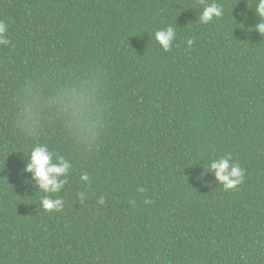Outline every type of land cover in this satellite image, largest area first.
<instances>
[{
    "label": "trees",
    "instance_id": "1",
    "mask_svg": "<svg viewBox=\"0 0 264 264\" xmlns=\"http://www.w3.org/2000/svg\"><path fill=\"white\" fill-rule=\"evenodd\" d=\"M257 3L0 0V264H264ZM37 144L72 165L60 212L24 171ZM229 153L224 190L208 165Z\"/></svg>",
    "mask_w": 264,
    "mask_h": 264
},
{
    "label": "clouds",
    "instance_id": "2",
    "mask_svg": "<svg viewBox=\"0 0 264 264\" xmlns=\"http://www.w3.org/2000/svg\"><path fill=\"white\" fill-rule=\"evenodd\" d=\"M256 13L262 18V22L256 27L258 31L264 34V0H258ZM223 14V9L217 3H211L204 7L199 16V22L207 24L213 18H219ZM7 26L0 21V45L10 44V40L5 37ZM154 38L164 51H170L173 41L176 38V31L172 26L155 32ZM194 40L189 38L187 45L190 48ZM71 104V101H69ZM56 157L55 160L53 157ZM72 165L62 155L56 156V153L50 151L48 146L37 144L32 148L28 157L25 172L31 173V180L38 191H43L46 195L41 199V206L44 210L52 212H60L64 207V200L56 195L63 191L66 184L69 183V170ZM218 184L222 185L224 190L235 189L244 180V169L232 160L231 154H225L222 157L210 161L208 165ZM80 182L87 187L90 184V177L87 172L82 173L79 177ZM139 192H144V188H138ZM79 201L81 203L86 199L85 192H79ZM55 196V198H53ZM97 203L101 206L105 204L104 196H100ZM135 204V201H132ZM145 204L152 203L151 200H145Z\"/></svg>",
    "mask_w": 264,
    "mask_h": 264
}]
</instances>
